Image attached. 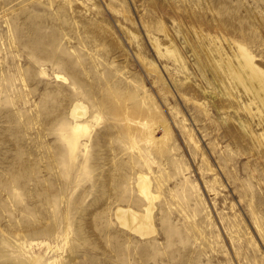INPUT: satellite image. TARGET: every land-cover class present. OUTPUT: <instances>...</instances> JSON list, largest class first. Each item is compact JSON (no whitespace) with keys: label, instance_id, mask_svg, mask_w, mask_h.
I'll use <instances>...</instances> for the list:
<instances>
[{"label":"rangeland","instance_id":"1","mask_svg":"<svg viewBox=\"0 0 264 264\" xmlns=\"http://www.w3.org/2000/svg\"><path fill=\"white\" fill-rule=\"evenodd\" d=\"M239 48L264 72V0H0V264H264V92ZM140 174L144 236L115 216L144 215Z\"/></svg>","mask_w":264,"mask_h":264},{"label":"bare ground","instance_id":"2","mask_svg":"<svg viewBox=\"0 0 264 264\" xmlns=\"http://www.w3.org/2000/svg\"><path fill=\"white\" fill-rule=\"evenodd\" d=\"M154 48L158 50L157 45H154ZM166 54H171L174 59H176V53L174 50H166ZM240 57H241V70L246 77H243V74L236 75L239 83L247 90H251L254 84L258 85V89L261 92H264V72L257 68L253 62V57L244 49L239 48ZM55 78L58 80L66 81L65 77L61 74H56ZM254 80V81H253ZM87 109L80 102L75 103L69 111V118L71 120L70 135L68 141V148L71 152L74 151V148L77 144V137L82 135H87L90 133L89 123L86 121ZM85 119V120H84ZM148 164V162H146ZM136 190L138 195H140L143 200L146 201V206L144 209V215L135 213L130 209H117L115 212L116 219L119 221V224L129 231L139 233V235L144 236L145 232L153 231L151 227L152 224V201L157 198L151 191V182L147 176L140 174L137 177ZM151 233V232H150ZM149 234V233H148ZM31 250V249H30ZM38 257V255H32ZM39 258V257H38Z\"/></svg>","mask_w":264,"mask_h":264}]
</instances>
